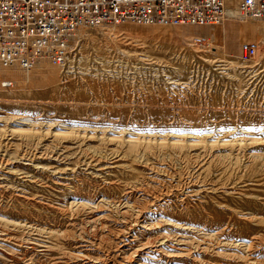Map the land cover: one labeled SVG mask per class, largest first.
<instances>
[{"label":"rangeland","instance_id":"obj_1","mask_svg":"<svg viewBox=\"0 0 264 264\" xmlns=\"http://www.w3.org/2000/svg\"><path fill=\"white\" fill-rule=\"evenodd\" d=\"M238 6L0 63V264H264V20Z\"/></svg>","mask_w":264,"mask_h":264},{"label":"built area","instance_id":"obj_2","mask_svg":"<svg viewBox=\"0 0 264 264\" xmlns=\"http://www.w3.org/2000/svg\"><path fill=\"white\" fill-rule=\"evenodd\" d=\"M224 9V0H0V63L25 69L40 59L61 64L70 33L82 26L206 25L221 21ZM238 12L264 20V0H240ZM257 50L253 41L241 45L244 57Z\"/></svg>","mask_w":264,"mask_h":264},{"label":"bare ground","instance_id":"obj_3","mask_svg":"<svg viewBox=\"0 0 264 264\" xmlns=\"http://www.w3.org/2000/svg\"><path fill=\"white\" fill-rule=\"evenodd\" d=\"M239 1L240 0H238V3H239ZM224 5H225V9H224V12H225V15L224 16H226L227 14H228V11H227V8H228V2H227V0H224ZM231 11H233V10H231ZM238 11V10H237ZM230 14V13H229ZM232 14V13H231ZM158 25H161V24H158ZM250 25H247V24H238V27L237 28H239L240 29V32H242L243 31V35L246 37L247 35H249V33H250ZM254 29V31H255V28H253ZM160 30V29H159ZM223 30V29H222ZM75 31V30H74ZM73 31V32H74ZM73 32L70 34V36H69V38H68V41H67V46H68V48H69V39H70V37L73 35ZM127 32L129 33V34H132L133 36H136V37H146V36H149V35H152V36H155V37H159V36H161V32H159V31H154V29L153 28H149V27H142V26H132V27H130V28H127ZM170 33V32H169ZM181 34H182V32H181ZM178 35V34H177ZM251 35V34H250ZM171 36V35H170ZM173 36V35H172ZM209 37H210V40L211 41H213V43L215 42V43H217V42H221V40H222V34H221V30H220V28L219 27H217L216 29H211L210 30V35H209ZM187 38V37H186ZM224 38V37H223ZM66 59H67V55H66V58H65V61L63 62V63H61V64H59V63H54V62H52V63H54L55 65H63V64H65L66 63ZM107 62L105 61V64H106ZM35 63H33V65L30 67V68H28L29 70H32L34 67H35ZM4 66H6V65H4ZM8 67V66H7ZM106 67V66H105ZM21 69V68H20ZM23 69V68H22ZM5 82L7 83V82H10V84H6L5 85ZM10 85H12V83H11V81H9V80H5L4 82H3V86H5V87H7V86H10Z\"/></svg>","mask_w":264,"mask_h":264},{"label":"crops","instance_id":"obj_4","mask_svg":"<svg viewBox=\"0 0 264 264\" xmlns=\"http://www.w3.org/2000/svg\"><path fill=\"white\" fill-rule=\"evenodd\" d=\"M227 2H228V5H229V3H232V0H227Z\"/></svg>","mask_w":264,"mask_h":264}]
</instances>
